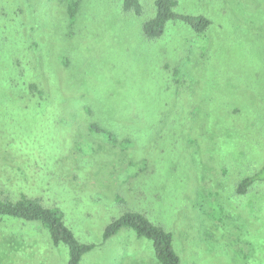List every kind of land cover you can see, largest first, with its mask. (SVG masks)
Instances as JSON below:
<instances>
[{"label":"rangeland","instance_id":"rangeland-1","mask_svg":"<svg viewBox=\"0 0 264 264\" xmlns=\"http://www.w3.org/2000/svg\"><path fill=\"white\" fill-rule=\"evenodd\" d=\"M75 1L0 0V197L58 208L95 244L79 264H157L131 229L101 242L128 211L180 264H264V189L233 193L264 159V0H176L207 32L174 19L156 39L154 0ZM8 235L13 264H67L40 222L3 215L0 264Z\"/></svg>","mask_w":264,"mask_h":264},{"label":"trees","instance_id":"trees-1","mask_svg":"<svg viewBox=\"0 0 264 264\" xmlns=\"http://www.w3.org/2000/svg\"><path fill=\"white\" fill-rule=\"evenodd\" d=\"M78 1L70 2V13H73L74 6L78 5ZM120 3L126 12L137 16L143 13L141 0H120ZM175 6L176 0H154V14L143 22L141 27L143 36L148 39L161 37L165 32L166 25L174 19L189 25L196 35L207 32L211 24L209 18L203 14L176 13ZM257 189V193L264 189V159L261 161L257 159L254 169L244 176L237 177L233 185V193L236 197L247 196L251 190ZM17 197H0V215L40 222L48 230L54 245L59 243L66 245L67 264H79L83 254L95 247V244L81 243L75 238L69 227L64 224L62 213L58 208L45 207L36 197L28 198L21 193ZM123 228L133 230L137 237L145 238L151 243L157 264H180V257L172 244V232L154 224L143 214L135 211L125 212L119 218L108 223L104 227L101 242H105Z\"/></svg>","mask_w":264,"mask_h":264},{"label":"crops","instance_id":"crops-1","mask_svg":"<svg viewBox=\"0 0 264 264\" xmlns=\"http://www.w3.org/2000/svg\"><path fill=\"white\" fill-rule=\"evenodd\" d=\"M19 194V193H18ZM15 218V217H14ZM19 250L18 246L11 240V235H8V253H6V260L8 264H13L12 262V254ZM18 260V257L14 258V263Z\"/></svg>","mask_w":264,"mask_h":264}]
</instances>
